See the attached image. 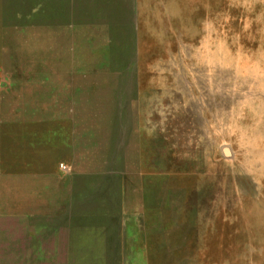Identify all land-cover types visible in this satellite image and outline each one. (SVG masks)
I'll return each mask as SVG.
<instances>
[{"label":"rangeland","instance_id":"rangeland-1","mask_svg":"<svg viewBox=\"0 0 264 264\" xmlns=\"http://www.w3.org/2000/svg\"><path fill=\"white\" fill-rule=\"evenodd\" d=\"M128 1L0 0V264H264V0Z\"/></svg>","mask_w":264,"mask_h":264},{"label":"crops","instance_id":"crops-1","mask_svg":"<svg viewBox=\"0 0 264 264\" xmlns=\"http://www.w3.org/2000/svg\"><path fill=\"white\" fill-rule=\"evenodd\" d=\"M112 1H117L119 4H115V5H117V6H121L120 4H121V1H122V3H123V6H125L126 4H127V2H129L128 0H112ZM132 1V3H134V1L135 0H130V2ZM125 9V8H124ZM117 13L119 14L120 13V11H117Z\"/></svg>","mask_w":264,"mask_h":264},{"label":"bare ground","instance_id":"bare-ground-1","mask_svg":"<svg viewBox=\"0 0 264 264\" xmlns=\"http://www.w3.org/2000/svg\"><path fill=\"white\" fill-rule=\"evenodd\" d=\"M19 20V19H18Z\"/></svg>","mask_w":264,"mask_h":264}]
</instances>
